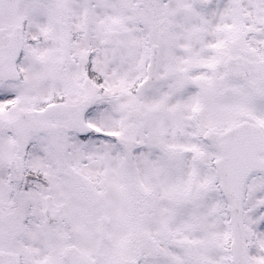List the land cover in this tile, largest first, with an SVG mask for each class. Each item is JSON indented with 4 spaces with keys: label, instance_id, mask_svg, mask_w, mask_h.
<instances>
[{
    "label": "snow or ice",
    "instance_id": "1",
    "mask_svg": "<svg viewBox=\"0 0 264 264\" xmlns=\"http://www.w3.org/2000/svg\"><path fill=\"white\" fill-rule=\"evenodd\" d=\"M0 264H264V0H0Z\"/></svg>",
    "mask_w": 264,
    "mask_h": 264
}]
</instances>
